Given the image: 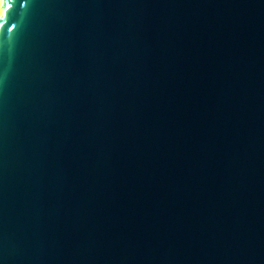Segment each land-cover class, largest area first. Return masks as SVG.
I'll return each mask as SVG.
<instances>
[{
    "label": "water",
    "instance_id": "95a60500",
    "mask_svg": "<svg viewBox=\"0 0 264 264\" xmlns=\"http://www.w3.org/2000/svg\"><path fill=\"white\" fill-rule=\"evenodd\" d=\"M6 2L0 264H264V0Z\"/></svg>",
    "mask_w": 264,
    "mask_h": 264
},
{
    "label": "snow or ice",
    "instance_id": "6c2138e0",
    "mask_svg": "<svg viewBox=\"0 0 264 264\" xmlns=\"http://www.w3.org/2000/svg\"><path fill=\"white\" fill-rule=\"evenodd\" d=\"M0 7L3 8V16L0 17V20L3 21V23H0V29L5 27V24L7 23V17H8V11L10 9L13 8V4L12 3H7L6 0H3V4L0 5ZM15 28V25L13 24L11 28H9L8 30L11 31L12 29Z\"/></svg>",
    "mask_w": 264,
    "mask_h": 264
}]
</instances>
